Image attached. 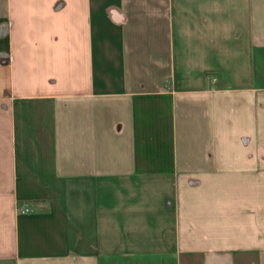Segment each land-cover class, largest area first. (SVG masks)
Returning a JSON list of instances; mask_svg holds the SVG:
<instances>
[{"label":"crops","instance_id":"obj_1","mask_svg":"<svg viewBox=\"0 0 264 264\" xmlns=\"http://www.w3.org/2000/svg\"><path fill=\"white\" fill-rule=\"evenodd\" d=\"M0 264H264V0H0Z\"/></svg>","mask_w":264,"mask_h":264},{"label":"built area","instance_id":"obj_2","mask_svg":"<svg viewBox=\"0 0 264 264\" xmlns=\"http://www.w3.org/2000/svg\"><path fill=\"white\" fill-rule=\"evenodd\" d=\"M17 210L20 214H28L31 209L29 206H20L17 208Z\"/></svg>","mask_w":264,"mask_h":264}]
</instances>
